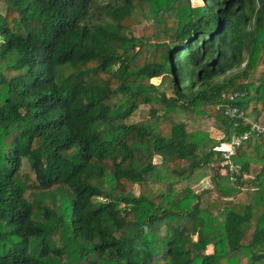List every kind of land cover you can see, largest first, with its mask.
Instances as JSON below:
<instances>
[{
    "label": "trees",
    "instance_id": "trees-1",
    "mask_svg": "<svg viewBox=\"0 0 264 264\" xmlns=\"http://www.w3.org/2000/svg\"><path fill=\"white\" fill-rule=\"evenodd\" d=\"M0 3V264H264V0Z\"/></svg>",
    "mask_w": 264,
    "mask_h": 264
},
{
    "label": "built area",
    "instance_id": "built-area-1",
    "mask_svg": "<svg viewBox=\"0 0 264 264\" xmlns=\"http://www.w3.org/2000/svg\"><path fill=\"white\" fill-rule=\"evenodd\" d=\"M244 92H234L227 96L221 94V101L218 103L217 108L222 109L223 114L230 118L242 119L244 123L248 124V129L243 132H235L230 138L229 142L221 145L218 149L220 150V156L222 157L221 167L222 171L228 172L231 180H235L237 175H240L243 171L240 165H238L233 156L236 155L239 147L252 135L264 134V122L262 121H251L248 119L244 111L235 104V100L238 97H242Z\"/></svg>",
    "mask_w": 264,
    "mask_h": 264
},
{
    "label": "rangeland",
    "instance_id": "rangeland-1",
    "mask_svg": "<svg viewBox=\"0 0 264 264\" xmlns=\"http://www.w3.org/2000/svg\"><path fill=\"white\" fill-rule=\"evenodd\" d=\"M106 2H107V0H99V3H101V4H104ZM192 3L193 4H199V3H201V0H192ZM0 5H1V3H0ZM0 9H1V6H0ZM142 25H145L144 21H141V23L139 22V24L135 26V28H134V33L135 34H139L140 33V31L142 29ZM151 82L154 83V84H158L160 82V77L152 78ZM133 119H134V121L140 120V119H145V113L143 112V110L142 111L140 110L135 115H133ZM154 160L156 162H158L159 161V157L155 156ZM207 186H209V180L205 178L204 180L201 181L200 185L197 186V188H202V187H207ZM161 187L162 186H156L155 185L154 188L155 189H159ZM193 238L195 239L196 237L194 236ZM210 250H211V247H208L207 251H210Z\"/></svg>",
    "mask_w": 264,
    "mask_h": 264
},
{
    "label": "crops",
    "instance_id": "crops-1",
    "mask_svg": "<svg viewBox=\"0 0 264 264\" xmlns=\"http://www.w3.org/2000/svg\"><path fill=\"white\" fill-rule=\"evenodd\" d=\"M261 120L262 122H264V113L262 114L261 116ZM254 121H257V120H254ZM235 157V155L233 156V158ZM235 161V160H234ZM237 163V162H236ZM238 165L241 166V164L237 163ZM242 167V166H241ZM242 174H243V178L249 180V179H254V176L259 174L260 171H261V167L259 164H257V162L253 163L250 167V170L249 171H246L245 169L242 170ZM207 179V178H206ZM204 180V179H203ZM208 247H211L212 246H208Z\"/></svg>",
    "mask_w": 264,
    "mask_h": 264
}]
</instances>
